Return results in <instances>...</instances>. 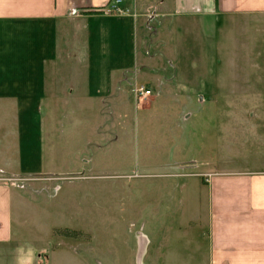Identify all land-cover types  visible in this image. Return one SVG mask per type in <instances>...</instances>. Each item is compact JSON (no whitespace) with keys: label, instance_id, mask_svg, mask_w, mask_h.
<instances>
[{"label":"rangeland","instance_id":"obj_1","mask_svg":"<svg viewBox=\"0 0 264 264\" xmlns=\"http://www.w3.org/2000/svg\"><path fill=\"white\" fill-rule=\"evenodd\" d=\"M139 2L137 56L146 68L122 82L120 108L99 113L95 103L63 120L44 107L42 164L54 177L21 180L0 172V183L16 186L18 242L10 262L21 255L34 262L42 252L40 264H186L191 236L206 218L202 173L246 162L255 119L245 111L264 107V97L234 91L233 72L239 56L248 55L251 28L241 18L158 17L159 0ZM71 59L59 55L46 73L77 71ZM78 72L84 95L85 67ZM134 82L152 91L140 107ZM238 118L246 124L242 134ZM0 125L1 146L14 154V114H3ZM236 151L245 154L240 162Z\"/></svg>","mask_w":264,"mask_h":264},{"label":"crops","instance_id":"obj_2","mask_svg":"<svg viewBox=\"0 0 264 264\" xmlns=\"http://www.w3.org/2000/svg\"><path fill=\"white\" fill-rule=\"evenodd\" d=\"M113 1L0 0V122L3 114L15 116L14 154L0 140V172L5 177H54L42 164L44 107L45 113L57 112L63 120L95 103L99 113L107 108L114 114L120 108L122 82L130 76L137 78L146 68L143 56H137L140 2L119 0L117 8L123 13L107 14ZM153 12H161L156 13L158 17L205 15L245 20L252 37L248 55H240L234 64L233 88L264 97V0H159ZM59 55L72 58L77 71L47 74ZM80 66L86 69L84 95L78 91L82 87ZM133 100L137 106L142 103H137L134 91ZM245 113L251 121L255 119L249 125L250 152L247 158L239 151L233 153L234 161L246 160L241 168H212L202 173L206 218L201 232L191 236L186 264H264V107L250 106ZM234 123L238 133L247 130L243 118ZM258 130L263 132L258 134ZM13 188L0 183V264H40L42 252H37L34 262L22 255L8 260L18 242L12 233V204L17 197ZM142 251L139 254L145 262L147 246Z\"/></svg>","mask_w":264,"mask_h":264},{"label":"built area","instance_id":"obj_3","mask_svg":"<svg viewBox=\"0 0 264 264\" xmlns=\"http://www.w3.org/2000/svg\"><path fill=\"white\" fill-rule=\"evenodd\" d=\"M120 4L119 0H114L112 4L108 5L105 12L107 14L112 13V11H115L114 13L122 14L118 8L117 5ZM151 95V92L146 90L143 86L135 85L134 87V97L136 100H143Z\"/></svg>","mask_w":264,"mask_h":264}]
</instances>
